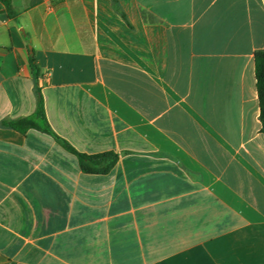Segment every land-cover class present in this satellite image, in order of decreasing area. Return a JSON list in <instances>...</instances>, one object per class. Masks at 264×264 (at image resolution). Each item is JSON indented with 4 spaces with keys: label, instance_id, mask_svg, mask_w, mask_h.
I'll use <instances>...</instances> for the list:
<instances>
[{
    "label": "crops",
    "instance_id": "obj_1",
    "mask_svg": "<svg viewBox=\"0 0 264 264\" xmlns=\"http://www.w3.org/2000/svg\"><path fill=\"white\" fill-rule=\"evenodd\" d=\"M115 1L0 13V264H264V0Z\"/></svg>",
    "mask_w": 264,
    "mask_h": 264
},
{
    "label": "trees",
    "instance_id": "obj_2",
    "mask_svg": "<svg viewBox=\"0 0 264 264\" xmlns=\"http://www.w3.org/2000/svg\"><path fill=\"white\" fill-rule=\"evenodd\" d=\"M113 1L116 5V1ZM0 5V13H6L9 18H13L15 16L11 0H0ZM29 63L32 69L37 71L33 53L29 56ZM254 74L259 109L258 119L261 126L260 133L264 134V50H258L254 53ZM9 126L21 134L33 129L50 135L62 149L77 158L79 168L84 174L106 175L114 168L119 157L122 155L121 153L114 152H105L96 155L80 154L72 148L68 142L54 134L46 122L43 108V98L39 89L36 90V111L34 117L19 118L10 122Z\"/></svg>",
    "mask_w": 264,
    "mask_h": 264
}]
</instances>
